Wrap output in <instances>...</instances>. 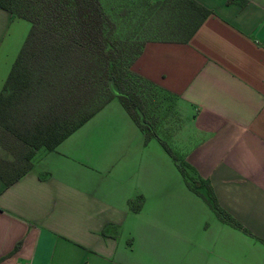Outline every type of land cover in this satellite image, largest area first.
Here are the masks:
<instances>
[{
    "label": "crops",
    "instance_id": "0c3cea01",
    "mask_svg": "<svg viewBox=\"0 0 264 264\" xmlns=\"http://www.w3.org/2000/svg\"><path fill=\"white\" fill-rule=\"evenodd\" d=\"M197 1L211 12L188 41L147 40L131 66L175 101L158 136L242 227L112 98L0 179V264H264V0ZM15 18L0 7V48Z\"/></svg>",
    "mask_w": 264,
    "mask_h": 264
},
{
    "label": "trees",
    "instance_id": "16d2710c",
    "mask_svg": "<svg viewBox=\"0 0 264 264\" xmlns=\"http://www.w3.org/2000/svg\"><path fill=\"white\" fill-rule=\"evenodd\" d=\"M0 7L30 22L0 89V179L6 186L31 168L37 149H54L117 98L145 141L159 139L215 215L242 227L217 203L209 182L158 136L146 115L150 93L144 87L165 92L131 68L147 40L188 41L208 7L197 0H0ZM129 29L136 32L121 33Z\"/></svg>",
    "mask_w": 264,
    "mask_h": 264
},
{
    "label": "rangeland",
    "instance_id": "374dc122",
    "mask_svg": "<svg viewBox=\"0 0 264 264\" xmlns=\"http://www.w3.org/2000/svg\"><path fill=\"white\" fill-rule=\"evenodd\" d=\"M112 10L113 6L110 8V11ZM29 27L30 22L24 18H15L10 26L3 45L0 48V89L9 72L12 62L27 35ZM125 31L130 34L136 32L129 29V31L124 30L121 31V33H124ZM144 89L146 92L148 90L150 93L148 96L149 102L146 105V115L148 119L153 122L155 129L160 133V136H163L162 132L165 129L177 126L181 119L177 108H175V101L169 95L158 89H153L148 86H145Z\"/></svg>",
    "mask_w": 264,
    "mask_h": 264
}]
</instances>
